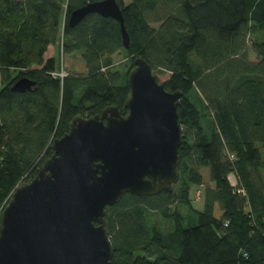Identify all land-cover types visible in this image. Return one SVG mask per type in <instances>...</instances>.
Returning a JSON list of instances; mask_svg holds the SVG:
<instances>
[{"label":"trees","instance_id":"16d2710c","mask_svg":"<svg viewBox=\"0 0 264 264\" xmlns=\"http://www.w3.org/2000/svg\"><path fill=\"white\" fill-rule=\"evenodd\" d=\"M97 1L0 0V218L76 116L124 107L142 58L169 76L167 91L183 94L182 186L152 197L125 194L107 208L112 264H264V39L252 44L256 59L248 52V39L264 33V0H117L129 49L112 19L92 14L69 27L73 11ZM60 42L86 73L54 76L57 61L45 55ZM117 54L126 65L116 64ZM21 78L36 83L31 92L12 91ZM194 185L204 187L202 211L193 207Z\"/></svg>","mask_w":264,"mask_h":264},{"label":"water","instance_id":"95a60500","mask_svg":"<svg viewBox=\"0 0 264 264\" xmlns=\"http://www.w3.org/2000/svg\"><path fill=\"white\" fill-rule=\"evenodd\" d=\"M92 14L117 21L123 45L130 48L117 0L73 11L69 27ZM35 86L21 78L12 91L24 94ZM128 86L123 108L76 116L68 132L53 141L51 157L33 180L15 188L0 218V264H112L107 208L125 194L173 192L180 179L183 94L167 91L142 58L134 62Z\"/></svg>","mask_w":264,"mask_h":264},{"label":"rangeland","instance_id":"374dc122","mask_svg":"<svg viewBox=\"0 0 264 264\" xmlns=\"http://www.w3.org/2000/svg\"><path fill=\"white\" fill-rule=\"evenodd\" d=\"M154 27H157V25H154ZM256 39H264V33H259L257 36H251L248 39V52L251 55L252 59H256V55L253 52L252 49V44ZM62 41V40H61ZM61 43H59V45L55 46V48H52L50 50V54H54L53 57L56 59L57 61V66L59 67V73H69V74H84L87 71L86 65L83 62V60L81 59V57L77 54H73V55H64L61 51L62 47H61ZM114 60L117 63H123L126 65L127 62H125V57L122 54H117L114 56ZM153 74L157 77L158 82L163 84L164 82H166L168 80V75H160L157 74L156 72L153 71ZM83 93V91H80L77 96H80ZM198 108L203 111L202 107L197 103ZM203 177H204V181L205 183L208 181V170H203L202 172ZM236 176L231 175L230 176V181L231 183H235L236 181ZM178 185V184H177ZM177 185H175V187H177ZM182 186V184H181ZM181 186L178 185V187L176 188V190L179 192V190L181 189ZM174 187V188H175ZM190 194H191V199H192V203H193V207L196 210L202 211L204 208V187H197V186H192L190 189ZM183 205V204H180ZM176 208V207H175ZM178 210L187 213L190 212L188 211L189 209L184 207V206H179L177 207ZM187 215V214H184Z\"/></svg>","mask_w":264,"mask_h":264},{"label":"built area","instance_id":"2783aa9c","mask_svg":"<svg viewBox=\"0 0 264 264\" xmlns=\"http://www.w3.org/2000/svg\"><path fill=\"white\" fill-rule=\"evenodd\" d=\"M54 76L63 79V78H65V77L67 76V74H65V73H56V74H54ZM233 158H234V157H233ZM232 185H233L234 187H237V186H238L237 179H236L235 183H232ZM238 193H239V194H242L243 196L246 195L245 192H244V190H241V189L238 190Z\"/></svg>","mask_w":264,"mask_h":264},{"label":"crops","instance_id":"0c3cea01","mask_svg":"<svg viewBox=\"0 0 264 264\" xmlns=\"http://www.w3.org/2000/svg\"><path fill=\"white\" fill-rule=\"evenodd\" d=\"M52 48H55V46H51V47L49 48L47 54L45 55V60H48V59L54 58V57H53L54 54H50V53H49L50 50H51Z\"/></svg>","mask_w":264,"mask_h":264}]
</instances>
